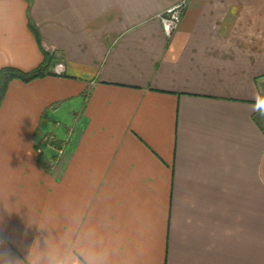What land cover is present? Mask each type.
Listing matches in <instances>:
<instances>
[{
	"label": "crops",
	"instance_id": "obj_1",
	"mask_svg": "<svg viewBox=\"0 0 264 264\" xmlns=\"http://www.w3.org/2000/svg\"><path fill=\"white\" fill-rule=\"evenodd\" d=\"M0 0V264L93 229L114 264H264V0ZM58 63V62H57ZM55 147L61 148V153Z\"/></svg>",
	"mask_w": 264,
	"mask_h": 264
},
{
	"label": "clouds",
	"instance_id": "obj_2",
	"mask_svg": "<svg viewBox=\"0 0 264 264\" xmlns=\"http://www.w3.org/2000/svg\"><path fill=\"white\" fill-rule=\"evenodd\" d=\"M27 264H114L111 248L93 229L34 238L27 247Z\"/></svg>",
	"mask_w": 264,
	"mask_h": 264
},
{
	"label": "trees",
	"instance_id": "obj_3",
	"mask_svg": "<svg viewBox=\"0 0 264 264\" xmlns=\"http://www.w3.org/2000/svg\"><path fill=\"white\" fill-rule=\"evenodd\" d=\"M28 26L40 46L43 56L42 61L38 66L31 70H23L13 66H4L0 68V108L4 101L8 86L13 80H19L23 83H29L31 81L42 79L47 76H54L55 73L52 71V69L54 65L62 59L58 56L57 52H50L44 49V47L42 46V40L39 31L30 19L28 22ZM262 111L263 108L259 107V110L255 116V121L264 132V122L262 121L264 119Z\"/></svg>",
	"mask_w": 264,
	"mask_h": 264
},
{
	"label": "built area",
	"instance_id": "obj_4",
	"mask_svg": "<svg viewBox=\"0 0 264 264\" xmlns=\"http://www.w3.org/2000/svg\"><path fill=\"white\" fill-rule=\"evenodd\" d=\"M184 7V2H178L168 8L165 12L159 14L158 18L160 19L163 30L167 36H171V34L179 27ZM54 72L59 75L64 74V64L62 62L55 64Z\"/></svg>",
	"mask_w": 264,
	"mask_h": 264
},
{
	"label": "rangeland",
	"instance_id": "obj_5",
	"mask_svg": "<svg viewBox=\"0 0 264 264\" xmlns=\"http://www.w3.org/2000/svg\"><path fill=\"white\" fill-rule=\"evenodd\" d=\"M181 2H184V6H186V3H187V0H181V1H179V3H181ZM185 8V7H184ZM167 10V9H166ZM165 10V11H166ZM164 11V12H165ZM183 11H184V9H183ZM159 16V15H158ZM182 17H183V15H182ZM182 17H181V20H182ZM160 20V19H159ZM161 22V21H160ZM180 23H181V21H180ZM180 25V24H179ZM175 32V31H174ZM173 32V33H174ZM166 34V33H165ZM172 35V34H171ZM169 37V36H168ZM54 67H55V65H54ZM54 67H53V69H52V71L54 72ZM55 73V72H54ZM55 75H59V74H56L55 73ZM64 74H61V75H59V76H63ZM260 85V90H261V92H262V94L260 95V103L261 102H264V79L261 81V83L259 84ZM262 114H263V119H264V108H263V111H262ZM263 122H264V120H262ZM55 149H56V151L57 152H59V153H61L62 151H61V148L59 149V147H55Z\"/></svg>",
	"mask_w": 264,
	"mask_h": 264
},
{
	"label": "snow or ice",
	"instance_id": "obj_6",
	"mask_svg": "<svg viewBox=\"0 0 264 264\" xmlns=\"http://www.w3.org/2000/svg\"><path fill=\"white\" fill-rule=\"evenodd\" d=\"M259 107L264 108V102H261Z\"/></svg>",
	"mask_w": 264,
	"mask_h": 264
},
{
	"label": "bare ground",
	"instance_id": "obj_7",
	"mask_svg": "<svg viewBox=\"0 0 264 264\" xmlns=\"http://www.w3.org/2000/svg\"><path fill=\"white\" fill-rule=\"evenodd\" d=\"M177 3H178V2H177ZM177 3H176V4H177ZM174 5H175V4H174ZM172 6H173V5H172ZM172 6H170V7H172ZM170 7H169V8H170ZM167 9H168V8H167ZM163 12H164V11H163ZM163 12H161V13H163ZM161 13H160V14H161Z\"/></svg>",
	"mask_w": 264,
	"mask_h": 264
}]
</instances>
